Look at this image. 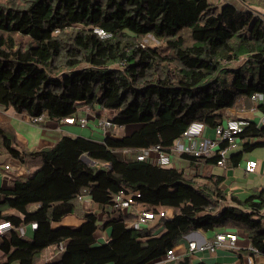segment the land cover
<instances>
[{"label":"trees","instance_id":"obj_1","mask_svg":"<svg viewBox=\"0 0 264 264\" xmlns=\"http://www.w3.org/2000/svg\"><path fill=\"white\" fill-rule=\"evenodd\" d=\"M239 2L242 8L210 0H0V106L60 123L77 117L84 103L112 111L114 125L134 128L103 142L63 135L31 150L0 124V155L34 168L13 177L12 189H0V223L14 226L3 236L0 264H37L63 243L61 260L47 264H160L185 235L220 227L243 231L264 254V187L240 198L225 191L223 176L136 158L156 146L172 153L193 122L215 129L228 111L264 113L251 99L264 94V0ZM263 138L264 128L250 121L227 166L264 146ZM126 150L135 158L120 159ZM182 156L207 165L219 159ZM120 191L139 193L146 211H173L162 219L164 232L131 229L115 207ZM84 194L103 208V222L90 213L79 227L54 228ZM34 223L33 237L21 236L19 229ZM103 228L110 239L97 245ZM176 264L206 263L184 255Z\"/></svg>","mask_w":264,"mask_h":264},{"label":"crops","instance_id":"obj_2","mask_svg":"<svg viewBox=\"0 0 264 264\" xmlns=\"http://www.w3.org/2000/svg\"><path fill=\"white\" fill-rule=\"evenodd\" d=\"M227 2V1H223ZM78 118L86 116L88 118V126L81 127L79 124H66L64 121L60 123L52 122L49 120H45L43 124L35 125L30 122V117L27 114H18L13 109H6L0 106V124H8L15 132L17 140L21 142L27 149H42L45 147H50L54 145L63 135H68L72 137L81 136L88 139H92L95 141L103 142L106 136L113 135L114 137H123L124 135H128L133 131V127L123 128V127H115L112 130L104 131L102 127L99 126V118L105 117L109 119V115L113 112L110 110L101 109L96 107L95 110L90 106L80 103L78 105ZM250 113L244 112L239 113L236 111H228L227 117H240L247 118L250 121L255 123H259L262 117L261 111H254ZM226 117V118H227ZM215 133L214 129H207L204 132V138H214ZM243 148V144H241L233 149L234 151H229L227 160L237 153H239ZM6 156L9 159L8 155L3 154L0 157ZM85 157V156H84ZM118 157L122 160H130L134 159V154L129 151H121L118 153ZM244 157V154H243ZM153 161H155V155L152 157ZM249 160H254L258 162V166L256 172L247 173L245 171L246 163ZM15 161L12 165L8 163H0V189L10 190L12 189V181L13 177H22L26 178L29 174L34 171V168H29L22 165L20 162ZM86 162V161H85ZM90 164V163H88ZM243 173L244 175H264V160L249 157L245 163H243ZM9 165V169H6V166ZM91 165V164H90ZM242 165V160L239 161V164L236 167H228L227 165L219 166L216 165H207L203 162L192 163L190 159H187L182 156V154L174 155L172 153V163L170 167L183 169L188 174H201L206 176L217 175L224 177V185L223 188L229 194H234L239 196L240 198H245L251 195L253 190H261L264 185L257 186H240L236 184L237 174H235V169H238ZM217 167H222L223 171L221 173H217L215 171ZM14 167V169H13ZM24 167L27 169L25 172ZM8 171H6V170ZM15 173H14V172ZM6 172L9 174L6 175ZM13 172V173H12ZM25 172V173H24ZM206 182V179H201ZM2 197L0 196V201ZM75 211L73 214L66 216L62 221L58 223H54L53 227H79L83 222L84 218L87 214L94 213L99 216V221L102 223L104 219L103 208L95 203L89 194H84L75 200ZM144 208L141 205H136L131 208L129 211H126L125 214L127 216V220H131L135 214L139 211V209ZM145 209V208H144ZM167 215L170 219L174 216V212L171 210H166ZM264 212V211H263ZM158 214V213H156ZM263 215V214H262ZM162 219L167 218H156L153 221H150L147 227L143 230H152L155 236H159L164 232V227L162 225ZM24 234L21 236H25L26 238H32L35 228H33V224L23 227ZM227 231L225 228H216L214 231L203 232V231H193L189 234L185 235L179 245L175 247L177 258L174 260L166 259L162 260L160 264H176L178 258L184 255H190L192 257V261L194 262H203L206 264H264V254L257 253L253 251L248 236L243 231H236L238 234V240L236 246L232 247L228 243L223 246L217 247L214 252H210L208 250H196L194 253L189 250L190 241H195L199 246H203L215 239V236L218 233H222ZM229 231V230H228ZM111 236V230L109 228H103L96 232L95 238L97 245L105 244L109 241ZM2 239L0 238V245L2 243ZM58 249V252H51L47 255L46 260H44V264L50 262H57L61 260L62 255L64 253L66 243L61 244L60 246H52ZM49 247L47 250L51 249ZM47 250L45 252H47ZM43 253L42 257L45 255ZM41 257V258H42ZM41 260V259H40Z\"/></svg>","mask_w":264,"mask_h":264},{"label":"built area","instance_id":"obj_3","mask_svg":"<svg viewBox=\"0 0 264 264\" xmlns=\"http://www.w3.org/2000/svg\"><path fill=\"white\" fill-rule=\"evenodd\" d=\"M215 3V0H210ZM95 33L101 38H109L111 34L107 33L101 28H95ZM252 101L255 105H264V94L255 93L252 96ZM256 111L254 108L251 112ZM30 122L35 125L43 124L46 120L45 116L31 117ZM66 124H79L81 127L88 126V118L84 117H68L64 120ZM250 124V120L247 118H240L237 116L227 117L220 125L214 129L215 137L214 138H204V132L206 126L201 122H193L188 129L185 131L182 139L176 142L172 153L173 154H186L191 155L197 158H212L216 155L219 156L217 164L219 166L227 165V157L230 150L236 149L240 144V135L244 132L245 128ZM99 126L102 127L104 131L112 130L117 127L109 119L105 117L99 118ZM260 128H264V113L258 123ZM264 143V138L261 140ZM226 143V147L221 148V145ZM172 153L164 152L160 146H156L151 149H144L137 154V159L140 161L152 160L155 155L156 163L161 167H170L172 163ZM258 162L254 160H249L246 163L245 171L247 173L256 172ZM9 165L6 166V169H9ZM136 197H140L139 193L127 194L124 191H120L114 197L115 207L118 208L123 216L126 219L128 226L133 230H143L150 221L155 220L156 218H167L170 217L167 215L166 211H162L159 214H156L151 211H146L144 208L139 209L137 214L131 220H127L125 214L126 211H129L131 208L137 205ZM264 215V212L262 213ZM14 226L10 221H3L0 223V238H3ZM33 228H37V224H33ZM20 234H24L23 228L19 229ZM238 240V234L231 231H224L218 233L215 236V239L203 246H199L195 241H190L189 250L194 253L196 250H208L214 252L217 247L223 246L228 243L230 246H236ZM258 253V250L252 249ZM177 258L176 249L168 251L167 259L174 260Z\"/></svg>","mask_w":264,"mask_h":264},{"label":"rangeland","instance_id":"obj_4","mask_svg":"<svg viewBox=\"0 0 264 264\" xmlns=\"http://www.w3.org/2000/svg\"><path fill=\"white\" fill-rule=\"evenodd\" d=\"M223 1L232 2L237 7H241L242 8V5L239 2V0H215L214 2H215L216 5L221 6L224 3ZM147 42H149L151 44L158 45V42L156 40H154L152 37H149ZM239 113H244V112H239ZM248 113H250V112H248ZM250 114H254V113H250ZM232 151H234V150H231V152ZM174 155H176V153ZM249 157H253V158L264 160V146L258 147L256 149H254L253 151H249V152L244 153V157H243V160H242V165L238 169L234 170L235 174H237V177H238L237 178L238 180H236V184L240 185L242 187L248 186V185H250L249 187L257 186V185H264V175L263 174H259V175H256V176L248 175V174L244 175V173H243V169H244L243 165L244 164L243 163H245V161ZM14 162L15 161L9 159L6 156L0 157V163H8V164L12 165ZM13 169H14V167H13ZM24 170H25V172H27V169L25 167H24ZM6 171H8V170H6ZM215 171L217 173H221L223 171V169H222V167H217L216 166ZM7 174H9V172H6V175ZM263 218H264V216H263ZM51 252H58V249L56 247H52L51 249L47 250V252H45V255L41 258V260H39L37 262V264H44V260H46L47 255H49Z\"/></svg>","mask_w":264,"mask_h":264},{"label":"water","instance_id":"obj_5","mask_svg":"<svg viewBox=\"0 0 264 264\" xmlns=\"http://www.w3.org/2000/svg\"><path fill=\"white\" fill-rule=\"evenodd\" d=\"M83 160L91 165H94L96 162L92 161L88 156L83 157Z\"/></svg>","mask_w":264,"mask_h":264}]
</instances>
